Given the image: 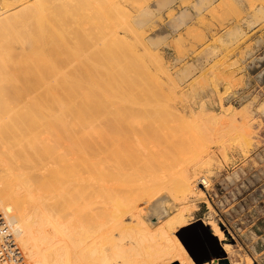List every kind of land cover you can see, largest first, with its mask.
Returning <instances> with one entry per match:
<instances>
[{
    "label": "bare ground",
    "instance_id": "obj_1",
    "mask_svg": "<svg viewBox=\"0 0 264 264\" xmlns=\"http://www.w3.org/2000/svg\"><path fill=\"white\" fill-rule=\"evenodd\" d=\"M11 1H3L2 8L5 12L11 11V8L15 9V3L23 5L16 8L15 13L1 16L0 24L2 20L20 14L28 8L38 5V11H41L47 9V6L49 8L50 4L57 6L60 0L56 1L58 4L55 0ZM72 2L73 0L70 1ZM86 2L83 0L78 6L74 5L77 6V9H74L79 12L70 11L72 16L69 15V23L72 17L77 19V12L86 15L89 10L85 6ZM92 2L94 8L100 12V22L103 19V23L99 22L102 24V27H99L103 30L101 33L126 43L131 52H136L139 45H147L143 38L138 40L139 45L135 40V44L130 40L132 44H129L128 40L121 37L120 30L114 27L117 25L114 22L118 19L114 18L113 21V9L120 7L116 4L117 1ZM251 3V8H255L256 4ZM137 6L138 10L144 7ZM120 9L117 8L118 11ZM120 16L123 17L124 14ZM221 17L223 19L224 16ZM60 19L56 10L37 19L36 33L40 32L41 36L43 34L47 38L50 35L55 38L62 37V32L66 31L62 26L67 25L68 19L63 18L67 23L61 20L62 26ZM123 29L129 31L128 28ZM78 30L80 31V28ZM84 31L88 33V29ZM89 35L87 38L90 39ZM81 36L79 37L82 38ZM80 38L75 39L76 43ZM5 39V43L2 41L4 44L0 43V208L15 230L18 244L29 264H196L182 241L180 242V238L175 235L179 228L181 230L189 223L186 216L189 206L178 204L188 201L191 194L193 196L197 183L210 185V180L202 174L203 168L211 164L217 154V151L212 150L210 143L213 142L214 145V142L218 144L219 141L218 151L226 152L228 144H225L226 139L223 138H237L244 134L242 148L246 151L252 144L251 139L246 140V135L251 136L253 133L249 117L234 107L222 108V114L218 116L205 113L203 109H196L181 94L183 90L181 93L178 91L176 84L170 86L172 94L167 96L144 97L141 96L144 92L136 94L137 92H130L131 90L116 91L103 95V100L98 104L99 99H91V95L96 91L88 90L92 94L91 100L87 99L89 92L82 87L83 81L91 79L96 85L95 78L108 77L109 83L116 82V86L120 88L122 84L119 81L125 79L117 72L121 57L118 43L116 47L113 39L111 44L119 50L118 53L117 50L112 51V45L108 41H102L105 37L101 40H87L80 47L78 45L81 43L78 41L77 49L73 45L74 52L70 50V44L69 48L62 43L61 47L50 48L54 40L37 39L31 32L14 34L13 38H10L12 42H6ZM72 39L69 40L73 41ZM62 41L64 42V39ZM13 45L18 46L15 47L16 51L8 48ZM62 46L67 47L70 54L75 53L72 58L75 56L77 62H80V68L72 66L73 61L63 56ZM139 61V65L143 67L145 60L139 58ZM62 62L65 64L61 66ZM153 62L155 63V60ZM67 67L72 72L68 70L66 73L64 69ZM66 74L69 76H65ZM66 86L68 95L63 97L60 90L62 92V88ZM84 89L88 93L84 92ZM139 89L142 90L141 87ZM74 92L79 97L86 98L87 101L80 99L86 104L80 102V105L76 103V106L74 101L79 99L73 101V97H76ZM98 95L95 94L96 98ZM147 95L150 96L148 93ZM219 103L223 105L221 97ZM97 110L98 112H95ZM240 116L242 123L239 122ZM170 118L173 125L169 123ZM175 118L177 122L179 120V124L174 122ZM206 122L219 124L223 133H206L204 137L203 132H207L204 127V124H208ZM189 125H196L200 129L198 131L194 128L188 134L183 133L185 128H182L190 127ZM98 126L99 130L96 129ZM90 129L98 134L90 135ZM75 130L76 133H71ZM186 143L193 145L192 148L187 147ZM185 160H189L190 165L189 161L187 164ZM179 164L182 166L179 167ZM172 166L175 169L176 166L179 167L178 170L173 169L178 172L177 176V173H174L175 178L169 177L170 174L165 176ZM157 196L159 198L154 201L155 204L142 209L141 214L147 223L140 216V203L151 204ZM158 224L160 225L156 227ZM214 232L222 241L223 232L215 224ZM222 248L227 253L231 251L229 245H223Z\"/></svg>",
    "mask_w": 264,
    "mask_h": 264
},
{
    "label": "rangeland",
    "instance_id": "obj_2",
    "mask_svg": "<svg viewBox=\"0 0 264 264\" xmlns=\"http://www.w3.org/2000/svg\"><path fill=\"white\" fill-rule=\"evenodd\" d=\"M3 1L10 2L11 0H0V17L8 16L9 13H15L16 8L18 9V7L23 5V3L19 5L18 3H15L13 4L17 5L15 9L11 8V11L5 12L2 8L4 6L2 5ZM31 1L34 2L35 0ZM56 1L58 0H55V2ZM70 1L71 0H60L58 1L59 4L56 2L59 6L55 3V5H57L58 7L50 4L49 8L47 6V9H43L44 11H38L40 6L37 8V5L35 7H32L31 9H26L20 14L13 15L12 17L2 20L0 24V43L4 44V39L6 37L8 38L7 40L5 39V41L9 42L11 41L10 38H13L14 34H28V32L34 33L37 39L42 38V40H54L50 48H55L57 46L61 47V43L62 45L67 47H71L70 45H72L70 50H72L73 52L74 46L75 49H77L78 46L80 47L82 43H86L87 40H101V38L105 37V39H102V41H108L109 44L113 43L112 39L114 36H112L111 39V36H109L108 34H104V32L101 33L103 30H101V28L99 27H102V24L100 25V23H103V19L100 22V19L102 17L99 18L101 15L100 12L94 8V3L92 2L93 0H86L87 2L85 6L88 7L87 10L89 9L86 12V15L83 12H81V14H78L79 10H76L79 2L83 0H73V6L77 5L76 7H73ZM109 1H117L116 4L120 5L121 7L120 9V7L116 5L117 7L113 9L114 13L112 14L113 21H115V19H118L114 22V24H117L114 27H117L116 29L120 30L121 37L125 40H128L127 42H129L130 40V42H132L133 44H135L134 40L135 42L137 41L136 43L138 44V40L140 38H143L145 40L144 42L147 44L144 45L146 50L144 49L143 45L138 44V50H136V52L135 50L134 52H131L126 43L120 41L118 42L113 39L115 45L116 43H118L117 45L119 47L121 45L120 48L116 45V47L120 49V51L116 49L115 45L113 46V44H111L112 46L110 48L113 49H111L112 51L117 50L116 53H118L119 51L121 63L118 65L119 69H117V72H120V74L123 75L125 79L123 81L118 80L119 83L121 82L122 84H120V88L116 86V82L109 83L110 81L108 77H106L105 79L103 77L98 79L95 78L96 85L91 79L83 81L82 87L85 88L86 91L90 89L92 90V92L96 91L93 92L94 95H91L92 98L90 97V94H92V92L88 91L89 96L87 99L91 100L95 97V99H99V104V101L103 100V95H107V93L111 94L112 92L116 91L123 92L125 90L126 92H129L130 90V92H137L136 94H141L144 92V95L141 94V96L144 97L145 95L146 97H158V95L160 97L167 96L171 93V89H169L170 86L176 84L178 86H175L179 87L177 88L178 91H180L181 93V91L183 90L181 94H183L189 100L191 105L196 109H203L205 113L215 114L218 116L222 114V108L224 109L228 107L233 109L234 107L235 110L240 111L241 113L243 112L246 117H249V119L251 120L253 133L251 134L252 137L250 135H246V140L251 139L252 144L248 146V148H246V151L244 150L245 148H242L244 142V134L241 137L237 136V138H235L236 136H233L231 138L227 136L226 138H223L224 140L226 139L225 144H228L227 149L225 150L226 152L218 151L220 146L219 141L218 144L217 142L216 144L214 142V145L212 144L213 142L210 143V146L212 145V150L217 151V154L211 160V164L206 165L202 170L203 176L205 175L206 179L210 180V185L206 186L200 184V182L197 183V185L195 186L196 189L194 188V197L191 194L188 201L179 202L180 204L178 205L187 204L189 206L188 207L186 205L188 207V213L186 212V216L189 221L186 226L196 223L198 220H202L211 234H215L214 224L223 232L224 238L222 241L219 240L218 236L216 237L214 235L217 241L216 254H212V251L210 250V248H208V252L211 257L209 260H205L204 263L243 264L246 261L245 264H248V262L249 264H264V0H144L146 3L143 0ZM125 1H127L128 3ZM180 1H182V3H180ZM250 1L253 2V4H256L255 8H251L250 5L252 3ZM60 2L64 3L62 4ZM90 2L92 4H90ZM220 2L222 4H220ZM227 4L228 6H225ZM137 5H139L140 7L141 5H144V7H141L139 8L140 10H138ZM122 7H124L125 9ZM35 8H37V10H35ZM117 8H119L120 10L118 11ZM229 8L232 11L228 10ZM55 10L56 15L61 18L59 20L60 25L63 18L66 20L68 19L67 22L69 23V15L72 16L73 11L75 13L76 11H78L76 15L78 17L76 19L74 13V17H72L71 19L73 20L75 18L78 23H76V20H73L75 21L73 23L70 19V23L68 26L66 20L63 19V21L67 23L65 27L61 25L66 30L62 32L63 34H61L63 38L61 36H56L55 38L54 35V38L52 37V35L48 36L47 38V36L43 34L41 36L40 32L36 33L38 21L37 19L42 18ZM90 10L91 12L89 13ZM229 11H231L232 14L227 13ZM224 13L228 15H224ZM120 15H122L123 17H121ZM84 16L85 20H83ZM221 16H224L223 19ZM127 18L128 20H126ZM70 24L74 25L71 26ZM3 25H5V27ZM79 28L80 31L78 30ZM123 28H128L129 31L126 32ZM132 28L134 29L133 31ZM86 29H88V33L84 31ZM105 30L106 29H104V31ZM66 32H68L69 34ZM82 32L86 33L87 35L84 34L82 37ZM90 33L91 35H89ZM64 34H66V36H64ZM135 34H137L138 36H140L141 34L142 35L141 37H138ZM88 35L91 37L90 39L87 38ZM79 36H81L84 40H82V38H80ZM72 38H74V40ZM77 38H80V41L79 39L78 41L79 44H81L76 47V44H78V41L76 43ZM63 39L64 42L62 41ZM67 39L68 41L65 42V40ZM69 39H72L73 41H70ZM130 42L129 44H132ZM63 43H65L66 45ZM122 44H125V46H122ZM64 46H62L64 49L62 51H64L65 54H63V56L70 58L71 60L69 61H73L72 66L77 67V69L80 68L78 64L80 62H77L78 60L74 58L75 56L72 58L73 54L75 53L70 54L71 52L69 53V50L67 51L66 49L67 47L64 48ZM11 47L8 48L12 49V51L18 48L17 45H13L14 48ZM135 47L134 49H136ZM126 48H128L130 51L126 50ZM65 50L67 52H65ZM151 54H153V56ZM67 55L71 56L68 57ZM139 58H141V60H145V64L143 65V67L139 65ZM154 60L155 63L153 62ZM60 64L62 66V64L64 65L65 63L62 62ZM145 65H147V67ZM141 67L144 69H142ZM138 68L139 73L137 74ZM222 68L224 69V71ZM64 70L66 71V73H68V70L72 72L69 67L65 68ZM161 73L163 74L161 75ZM165 74L168 75V77H166ZM65 76L69 75L66 74ZM169 79L171 82L169 81ZM195 79L199 82L196 83ZM108 83L110 85H108ZM111 87L114 89L112 90ZM139 87H141L142 90H140ZM64 88H66V90H64ZM64 88H62V92L59 89L63 97L65 95H68L66 92L67 86ZM85 89L84 92H86ZM147 93L150 96H148ZM95 94L96 96L99 94L97 98ZM74 95H76V93ZM76 97H79L78 94L76 95ZM76 97H73V101L76 99L79 100L74 101V104L78 103L80 105V102L83 103V99H86L84 97L81 98V96L79 98ZM220 97L222 98V106L219 103ZM80 99L82 101H80ZM83 104L86 103L84 102ZM76 106L78 105L76 104ZM81 106L83 105L81 104ZM90 107H92V104L90 105ZM95 112H98V110ZM167 119H165V121ZM170 119L171 122L169 123H172V118ZM174 120H176V118ZM174 122L179 124V120L178 122L177 120ZM239 122H243L241 116L239 117ZM206 123L208 124H204V127H206L207 132L204 130V137H206V133L215 135H218V133H223L219 124H212L211 122ZM195 126L196 125L183 127L182 130L185 128L183 133L188 134L189 131L194 128H196V130L198 129L199 131V125L196 127ZM96 129L99 130L100 127L98 126L96 127ZM71 133H76V130L72 131ZM89 134L96 135L98 134V132L91 131L89 132ZM187 144L188 143H186V145ZM192 146L193 145L190 144L187 145V147L189 148H192ZM187 161L185 160L184 162L187 163ZM188 163L190 165V161ZM173 166L172 169L168 170L169 172L166 173L165 176L168 177V175L170 174L169 177L173 178L174 176L175 178L178 175V172L175 171L177 174L174 172L173 169L175 168H173ZM178 166L180 167L182 165L179 164ZM178 166H176L177 169L175 170H178ZM174 173L176 174V176ZM199 191L200 193H202L200 194ZM203 194L205 196H203ZM158 198V196L154 198L151 201V204L149 203L146 205L143 202L140 203L141 209L139 213L143 220L145 219L141 214L142 209L155 204L156 202L154 201ZM159 225L160 224H158L156 227H158ZM178 230L175 232V235L177 237V234L180 231ZM196 233L201 240L207 243L206 237L199 227L196 228ZM223 245H229L231 247V251L227 253L222 248ZM236 253L238 254V256Z\"/></svg>",
    "mask_w": 264,
    "mask_h": 264
},
{
    "label": "water",
    "instance_id": "obj_3",
    "mask_svg": "<svg viewBox=\"0 0 264 264\" xmlns=\"http://www.w3.org/2000/svg\"><path fill=\"white\" fill-rule=\"evenodd\" d=\"M197 227H199L203 231L207 243L201 240L198 234L196 233ZM177 235L182 241L185 248L187 249L190 256L192 257V259L197 264H204L205 260L210 259L211 256L208 252V248H210L212 254H216L217 241L215 239V236L210 233L207 226L202 220H198L196 223L183 227Z\"/></svg>",
    "mask_w": 264,
    "mask_h": 264
},
{
    "label": "built area",
    "instance_id": "obj_4",
    "mask_svg": "<svg viewBox=\"0 0 264 264\" xmlns=\"http://www.w3.org/2000/svg\"><path fill=\"white\" fill-rule=\"evenodd\" d=\"M0 264H29L17 235L0 208Z\"/></svg>",
    "mask_w": 264,
    "mask_h": 264
}]
</instances>
